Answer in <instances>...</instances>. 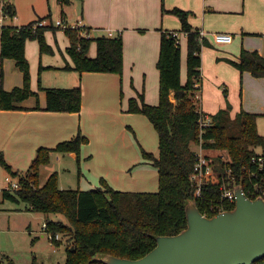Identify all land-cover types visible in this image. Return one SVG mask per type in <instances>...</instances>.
<instances>
[{"label": "trees", "instance_id": "16d2710c", "mask_svg": "<svg viewBox=\"0 0 264 264\" xmlns=\"http://www.w3.org/2000/svg\"><path fill=\"white\" fill-rule=\"evenodd\" d=\"M11 14L12 4L7 5ZM164 13L176 16L181 22L178 33L186 36L187 78H181L182 45L174 31L163 30L157 67L160 71L159 103L150 104L144 95L131 97L128 111L143 113L153 124L159 138V155L142 148L144 158L158 169L159 189L152 191H124L113 188L105 178L102 186L94 189H62L56 172L39 183L40 167L50 161L52 151L72 153L79 157L81 147L89 141L81 130L73 137L58 142L53 147L40 146L36 157L26 173L14 170L0 150V164L13 177H18L21 187L6 191L3 200L10 199L28 203L33 210L49 215L62 214L67 221L46 220V231L70 235L72 243L66 248L65 264H106L101 259L112 254L118 257L137 259L152 250L157 236L179 233L188 225L187 204L196 200L202 213L209 216L218 213L210 206L220 200V175L208 178L205 198H197L192 186L191 173L197 157L195 145L200 138L206 149H223L230 158L229 166L237 182L241 180L244 167L252 164L254 155L262 154L258 147H264V136L257 126L258 114L243 108L234 116L228 102L213 116V125L200 135L199 117L201 106L195 100L196 91H201L202 47L209 45L208 38L201 36L190 18L191 10L180 7H162ZM39 20V19H38ZM36 21V20H35ZM28 24L19 28L12 25L0 28V109H21L18 104L31 96L39 98L31 87L30 63L25 53L28 38H36L41 50H51L45 39V30L56 27L52 22L32 29ZM57 28V27H56ZM71 44L67 48L74 65L66 66L78 71L123 73V36L103 34L98 37L80 36L77 29L66 28ZM95 40L97 53L88 55ZM13 58L23 73V84L7 90L3 86V60ZM226 61L241 72L249 71L256 77H264V55L257 49L242 48L238 59ZM49 111L77 112L81 110L83 90L81 85L73 87H43ZM201 100V99H200ZM222 170L225 167L222 166ZM223 209H231L235 202L225 201ZM59 242V241H58ZM33 264H36L33 262ZM264 264V258L253 263Z\"/></svg>", "mask_w": 264, "mask_h": 264}, {"label": "crops", "instance_id": "0c3cea01", "mask_svg": "<svg viewBox=\"0 0 264 264\" xmlns=\"http://www.w3.org/2000/svg\"><path fill=\"white\" fill-rule=\"evenodd\" d=\"M244 3L247 7L244 6ZM248 3L249 0H242L241 3L239 0H11L16 14V17L12 20V24L14 25L21 26L38 19L49 17L52 23L59 18L69 24L82 20L90 28L91 37H98L103 34L116 35L121 33L123 36V73L81 72L72 68H67V65H74V61L67 51V48L71 44L70 37L67 33L60 32L61 30H59L57 26V28H47L44 33L45 39L47 40L46 42L49 47H51L50 49H54L56 43L54 40L52 41L53 35L56 36L59 32L62 38L61 45L57 42L59 48L58 52L55 49L52 50L51 53L43 52L36 38H28L25 45V53L30 63L31 87L38 92L39 98L37 99L36 96H31L18 102L19 105L24 107L21 109H0V130H4L8 136L11 137L10 139L27 138L32 141L30 145L40 144L45 147H53L58 142L73 137L81 129V131L87 132L86 127L89 123L96 121L101 115H108V113L113 112L118 90L123 81L129 86L130 94H127L128 101L131 97H138L139 94H143L146 102L158 104L159 97L157 94V85L159 86L160 71L157 67V61L160 53L162 31L169 30L179 32L181 28L180 20L170 13H164L162 7L165 6L169 9L180 7L186 10L200 12L206 18L211 16H206L205 14L215 15L216 13L224 14V17H232L233 14L246 11L248 9ZM260 4L263 5V8L260 9L259 12L264 15V0H260ZM191 24L206 33L209 42L207 46L231 44L234 42L239 31L253 35H264V24H257L253 28H247L246 31H244V29H239L237 32L227 30L212 31L204 27L195 26L192 21ZM110 32H112V34H110ZM216 32L231 33L233 35V40L227 43H216L214 39L212 41L210 38V35ZM183 39L185 40L186 47V36L182 34L180 39L181 45ZM62 45L65 48L64 50L61 47ZM218 46L217 49L215 48L214 52L216 61H214L212 65L215 71L214 76L218 83L227 84L229 81L223 71H227L234 80H237L240 73H242L238 68L226 61L227 58L238 59L239 53H232L228 50L229 48H220ZM248 49H257L264 55L258 48ZM201 52L203 53V50ZM96 53L97 43L95 40H92L88 55L94 57ZM202 53L201 69L203 82L200 91L201 109L210 114H214L220 108L226 107V104L219 97L218 93L213 97H209L205 93V84L208 83V75L206 73L207 69L204 64ZM181 60V78L182 81L185 82V76L183 75V53L181 55ZM3 70V86L5 89L11 90L13 87L23 84V73L16 65V61L13 58H5L3 60ZM51 70H66L69 72L70 77L67 82L56 80L59 81L58 83L50 79L47 84H42L40 75ZM249 73L253 77H256L251 72ZM77 85H81L83 90V100L80 111H49L43 108H36L37 104L41 107L46 105V92L43 87H73ZM241 107L243 108V106ZM233 110H231V113L234 116L239 111V108ZM247 110L255 113V111H250L248 108ZM127 112H129L128 107ZM256 113L259 114V112ZM85 132L83 134L88 137L89 141L85 143L84 147H88L90 146V137ZM37 138L39 141L36 143L35 139ZM157 139L158 152H150L158 156V134ZM1 147H3V144L0 142V148ZM145 163L152 164L146 159ZM154 167L157 171L158 181V169L156 166ZM47 218L48 216L46 220ZM43 230H41L42 233ZM44 236L45 234L43 233L42 237ZM61 244V241L56 242V247L52 245L53 249L57 250ZM1 259L2 258H0V264H4V260ZM8 264L16 263L8 260Z\"/></svg>", "mask_w": 264, "mask_h": 264}, {"label": "rangeland", "instance_id": "374dc122", "mask_svg": "<svg viewBox=\"0 0 264 264\" xmlns=\"http://www.w3.org/2000/svg\"><path fill=\"white\" fill-rule=\"evenodd\" d=\"M239 1L241 3L242 0ZM244 6L247 7L245 3ZM262 8L263 5L260 4V0H249L248 9L242 13L233 14L232 17H224V14L216 13L215 15L205 14L211 16L206 18L202 13L192 11L193 14L190 19L195 26L212 31L237 32L239 29L246 31L247 28H253L257 24H264V15L259 12ZM45 19L49 23L51 22L49 17ZM58 29L61 30L60 32L66 33L64 28L58 27ZM78 33L83 36L81 31ZM210 38L213 41L212 34ZM61 39L59 32L52 37V41L56 42L54 49L57 52L59 51L58 43L61 45ZM182 42L183 75L186 80L187 52L185 40L183 39ZM217 46L215 44L214 46L205 45L202 47L203 53H201L208 75V83L205 84L206 95L213 97L218 93L226 105L228 102L231 104L232 110L239 108L240 111L241 106H243L245 110L248 108L255 113L259 112L260 115L257 113L259 115L257 126L259 132L264 136V78L253 77L248 71H245L240 73L237 80H234L227 71H223L229 83H218L215 80V71L212 66L213 62L216 61L214 52ZM61 47L63 50L65 49L63 45ZM218 47L229 48L230 52L237 54H240L241 48L245 47L258 48L264 53V35H253L239 31L234 42ZM54 49H45L43 52L51 53ZM69 75L66 70H51L40 75V81L42 84H47L50 79L58 83L60 80L67 82ZM159 87L160 79L159 86L157 85L158 97ZM127 94H130L129 86L123 81L118 90L114 111L108 115H101L96 121L87 125V132H84L90 137V146L84 147L85 144H83L79 157L72 153L52 151L49 163L40 167L39 183L43 184L49 174L56 172L59 187L62 189L100 187L102 186V178H105L113 188L119 190L155 192L159 189L156 168L152 164L145 163L142 153V148L154 153L158 152L156 130L143 113L127 112ZM194 99L198 100L196 102L199 106L200 98L195 96ZM84 132L82 131V133ZM10 138L4 130H0V142L3 144L0 150L13 169H19V172L24 171L23 173H26L41 145H30L32 141L27 138ZM38 141V138L35 139L36 143ZM257 151L263 153L264 147H258ZM207 152L216 160L227 157L223 149H208ZM9 176H12L10 172L0 164V188L6 186V180ZM47 216L54 220L67 221L62 214L51 213L46 215L43 212L33 210L28 203L21 200L17 202L6 199L1 202L0 258L4 260V264H8V260L16 264L66 263V248L72 243V239L70 235L60 233L61 239L59 241L62 244L57 250H54L53 246L56 247V245L52 246L48 239V231L44 229ZM41 230L45 234L44 237H42Z\"/></svg>", "mask_w": 264, "mask_h": 264}, {"label": "water", "instance_id": "95a60500", "mask_svg": "<svg viewBox=\"0 0 264 264\" xmlns=\"http://www.w3.org/2000/svg\"><path fill=\"white\" fill-rule=\"evenodd\" d=\"M235 206L204 215L197 201L186 206L188 225L179 233L157 236L156 246L131 259L112 254L106 264H253L264 258V197H249L235 187Z\"/></svg>", "mask_w": 264, "mask_h": 264}, {"label": "built area", "instance_id": "2783aa9c", "mask_svg": "<svg viewBox=\"0 0 264 264\" xmlns=\"http://www.w3.org/2000/svg\"><path fill=\"white\" fill-rule=\"evenodd\" d=\"M11 4V0H0V28L8 25H12L14 27L19 28V25L12 24V20L16 17V14H11L7 5ZM49 22L47 19H39L30 25V27L34 30L37 27L46 26ZM53 24L57 27L66 28H74L78 31H81V34L86 37H91L90 28L87 26L85 22L82 20L77 21L73 24H69L65 22L63 19H58L53 22ZM201 36H206V33L201 30ZM112 34V32H110ZM177 41L181 43V33L176 32ZM213 39L216 43H227L233 40V35L231 33L224 32H216L213 33ZM196 97L201 99L200 91H197ZM199 126H200V135L209 127L213 125V116L212 114L201 110V114L199 117ZM204 140L201 137L198 144L195 145V149L197 150V157L195 160V164L193 167V171L191 173V181L192 186L194 187V193L197 198H205L204 189L205 185L208 181V178L213 177L215 175H220L221 183L219 186L220 189V200L219 202L213 203L210 206V209L215 212H220L223 209V202H235L236 193L235 187L238 184H242L246 194L251 198L264 197V156L262 154L254 155L252 157V164L248 167H244L243 174L241 175V180L244 182V179L247 181L244 185L242 182H237V178L233 174L232 168L229 166L230 158L222 157L223 159L216 160L214 156L207 152L208 149L203 146ZM213 149V148H209ZM222 166L225 167V170H222ZM6 186L0 188V210H1V202L3 201V194L6 191H15L21 187V183L18 178L9 176L6 180ZM204 215H208L207 212L203 213ZM47 224L45 223L44 229L46 230ZM48 239L55 245L61 239V234L56 233L52 234L48 232ZM55 247V246H54Z\"/></svg>", "mask_w": 264, "mask_h": 264}]
</instances>
